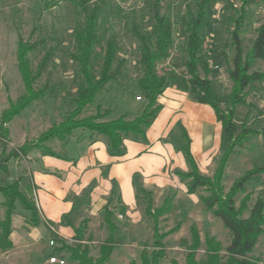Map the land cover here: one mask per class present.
I'll return each instance as SVG.
<instances>
[{
	"label": "rangeland",
	"instance_id": "374dc122",
	"mask_svg": "<svg viewBox=\"0 0 264 264\" xmlns=\"http://www.w3.org/2000/svg\"><path fill=\"white\" fill-rule=\"evenodd\" d=\"M150 2L151 0H88L87 8H80L64 0H47V5L43 0H0V115L8 106V99L14 101L24 91L16 60L18 38L34 44V49L28 53L33 71L46 58L42 73L34 83V88L44 89V96L31 103L9 122L5 152L31 139L47 124L62 121L74 107L76 89L81 82L77 63L73 59L76 53L74 33L83 25L94 6H97L95 31L98 39L94 46L92 66L96 73L99 72L106 42L112 39L116 43L112 68L118 66L119 69L115 78L95 95L94 101L84 108L80 117L94 114L97 110H108L109 114L100 121L118 115L131 120L141 113L147 101L138 87V79L142 75L139 62L142 49L135 29L152 35ZM200 4H205L207 15L202 29L203 43L199 52L198 74L212 81L214 100L223 110L228 108L232 81L227 70L233 67V32L236 29L235 20L239 16L241 0H161L160 14L165 15L171 23V47L167 57L156 62V72L173 79L166 87L172 92L190 90V99L200 96L210 112V118L215 120L214 113L201 92L185 83L188 78L185 67L186 21L188 15L194 14ZM244 10V19L237 31L243 55L251 46L256 30L264 20V0H252ZM262 69L264 52L253 61L248 72ZM164 93L157 95L155 104H158V98ZM137 96L141 98L138 99ZM186 108L192 109L191 104L188 103ZM194 108L197 109V116L192 117L189 110L184 109L180 118L187 123L192 134L200 132L198 124L192 123L195 120L202 123L203 133L209 134V144L212 147L193 157L198 171L211 177L224 152L225 141L220 126L219 129L210 126L205 110L200 109L202 107ZM169 114L166 112L164 116L168 117ZM233 122L236 133L244 127H264V80L253 81L245 88V101L234 105ZM172 139L175 146H180L183 141L181 132L174 133ZM205 144L206 141L201 142L202 146ZM179 153L180 161L177 162L175 158V163L178 169H182L187 166V162L182 151ZM205 153H211V156L208 157ZM252 171L242 189L234 195L237 208L246 196L249 197L242 217L249 215L250 208L257 199L264 200V133L249 135L227 157L221 178L224 193L229 191L237 178ZM15 173L12 164L10 174ZM10 174L8 172L3 176L6 184L10 183ZM188 184L189 179H181L171 174L164 176L158 183H152L149 186L150 195L145 191L140 193L142 191L138 188L139 201L136 203L128 199L126 212L121 207L110 204V219L116 226L113 232L116 246L106 264H128L132 261L143 264L144 256L152 262L156 233L160 236L164 250V254L158 256V264H187V254L194 244L195 235L198 249L194 253V259L198 263L205 259L207 238L213 237L219 242L223 255L230 242V232L222 219L215 215L214 210L203 204L202 197L208 192L203 187H197L193 193H187ZM32 197L36 199L35 194ZM110 199L109 197L107 205ZM149 199L152 208H160L167 202L166 214L157 221L146 212ZM3 212V208H0V217H3ZM72 213V220L75 221V212ZM29 218V211L17 202L12 214V247L0 250V264H51L48 259L52 255L58 259L55 264H78L70 259L68 249L77 244L74 233L65 238L45 228L40 229L36 237H33L36 229L30 224ZM98 220L102 221V227ZM66 221L67 216H64L62 223ZM92 222L94 224L92 223L90 232L85 227L81 243H85L88 254L95 258L99 243L108 235V226L102 212ZM49 225L51 226L46 224V227L49 228ZM250 255L264 264V231L258 236Z\"/></svg>",
	"mask_w": 264,
	"mask_h": 264
},
{
	"label": "trees",
	"instance_id": "16d2710c",
	"mask_svg": "<svg viewBox=\"0 0 264 264\" xmlns=\"http://www.w3.org/2000/svg\"><path fill=\"white\" fill-rule=\"evenodd\" d=\"M47 5V0H43ZM80 8H87L88 0H64ZM252 0H241L239 16L236 18V29L233 32L235 54L232 59L233 67L227 70L228 76L232 81V87L229 93V106L223 110L214 100L213 84L207 77H201L198 74L197 66L200 60V49L203 43L202 29L206 22L207 10L205 4H200L194 14H189L186 21V60L185 67L188 78L185 83L199 90L206 103L212 108L216 120L221 125L222 135L225 141L224 152L218 161V166L213 176L202 175L197 168L193 154L190 149L191 139L186 130L182 128V137L184 142L180 149L182 150L187 162L188 170L186 172L176 171L183 179H189L186 187L187 193H193L197 187H203L208 194L202 197L203 204L214 210L215 215L219 216L224 226L230 232V242L225 248V253L221 255V246L215 238H207L205 259L198 263L194 259V253L198 249L196 235L194 244L187 254V264H261L257 258L250 255L258 236L264 231V200L257 199L250 208L249 215L242 217V211L246 208L249 197L246 196L239 208L235 206L234 195L242 189L246 180L252 172H246L235 180L227 193H224L221 183L222 172L227 157L233 149L241 145L249 135L264 133V127L253 129L244 127L236 133V125L233 122V108L237 103L245 101V88L253 81L264 80V69L248 72L249 66L253 61L264 52V20L256 30V36L251 46L243 55L240 45V39L237 31L244 19V7ZM161 0H151L150 12L152 24V35L139 32L135 29V34L141 43V54L139 62L141 65V77L138 79V87L143 98L147 101L146 106L141 113L133 119L127 120L123 115L114 119L100 121L101 118L109 114V111L100 112L97 110L94 114L80 117L84 108L94 101L95 95L103 89L106 83L112 81L118 71V66L113 69V62L116 53V43L108 39L102 57L101 68L95 72L92 66V56L94 46L97 43V6H94L86 16L83 25L78 28L74 37L76 40V53L73 55L74 61L78 66V73L81 75V82L76 89V95L73 100L74 107L64 119L58 123H53L45 131L32 140H27L9 152H5L8 139V123L14 116L27 108L31 103L44 96V89L34 88V83L40 76L45 64L46 58L40 62L38 68L33 71L28 58V53L34 49V44L24 42L21 38L17 40L16 60L17 68L23 82V93L12 101L8 99V106L0 115V208H3V217H0V250H7L12 247L10 234L12 232V214L18 202L20 206L29 211V222L32 226L40 223L38 209L33 199H28L19 189V179L5 184L2 174L8 173V161L10 159H19L25 157L32 149H42L45 154L55 156L45 142L57 138L66 141L72 131L76 129H86L90 132L106 136L108 143V152L110 155H121L122 140L126 136H139L146 138L144 126L150 125L155 118L156 113L161 108L160 104H155L157 95L161 94L167 87L172 78L161 76L156 72V62L167 57L171 47V23L169 19L160 14ZM141 98V96H140ZM152 106H154L152 108ZM150 195V192H146ZM168 210L167 202L160 208H152L151 199L148 200L146 212L157 221V219L166 214ZM111 212L105 207L104 221L108 226L107 237L99 243L98 255L93 258L88 254V247L83 240V233L86 227V220L74 228V239L76 246L68 247L70 250V259L78 264H106L112 254L116 241L113 232L116 229L115 224L110 219ZM159 235L153 244V260L149 262L145 256L143 264H158V256L164 254ZM128 264H135L129 262Z\"/></svg>",
	"mask_w": 264,
	"mask_h": 264
},
{
	"label": "crops",
	"instance_id": "0c3cea01",
	"mask_svg": "<svg viewBox=\"0 0 264 264\" xmlns=\"http://www.w3.org/2000/svg\"><path fill=\"white\" fill-rule=\"evenodd\" d=\"M163 92L165 93L162 97L158 98L161 108L150 125L144 126L146 138L124 137L121 155L109 154L106 136L86 129H76L66 141L53 138L45 142L55 156L35 148L25 157L8 161L9 174L12 164L16 170L15 174H10L9 181L19 179V189L25 197L33 199L32 194L36 196L33 200L38 209L40 223L32 226L36 229L33 237H36L40 229L47 228L67 238L83 220H86V230L90 232L94 218H99L105 207L112 210L110 204H115L114 207H121L126 212L127 202L134 200L137 203L140 193L151 192L149 186L152 183H158L164 176L171 174L181 178L176 171L186 172L188 166L178 169L175 158L177 162L180 161L179 151H182L180 147L184 140L180 146H175L172 138L174 133L181 132L182 135V128L191 138L190 149L194 157L212 147L209 144L210 136L203 133L199 120L192 123L198 124L200 132L192 134L187 123L180 118L184 109L189 110L188 113L195 117L197 109L194 107H202L200 109L205 110L204 113L208 115L210 126L214 129H219L218 126L221 128L215 114V120L210 118V112L200 96L190 99V90L174 93L165 88ZM188 103L192 109L186 108ZM166 112L170 113L168 117L164 116ZM114 118L116 117L112 119ZM52 124H47L28 140L36 138ZM202 141H206L204 146L201 145ZM4 175L7 174H2V178ZM109 197L111 199L107 205ZM72 212H75V221L72 220ZM64 216H67V221L62 223ZM98 221L102 227V221ZM46 224H51L52 227L49 225L48 228Z\"/></svg>",
	"mask_w": 264,
	"mask_h": 264
},
{
	"label": "built area",
	"instance_id": "2783aa9c",
	"mask_svg": "<svg viewBox=\"0 0 264 264\" xmlns=\"http://www.w3.org/2000/svg\"><path fill=\"white\" fill-rule=\"evenodd\" d=\"M137 98L140 99V96H137ZM48 261L51 264H55V263H57L58 259L56 258L55 255H52V256L49 257Z\"/></svg>",
	"mask_w": 264,
	"mask_h": 264
}]
</instances>
